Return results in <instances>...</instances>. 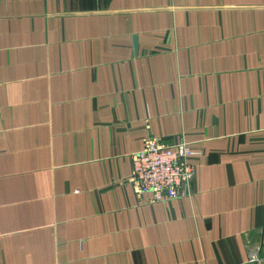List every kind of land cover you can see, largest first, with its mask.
Returning a JSON list of instances; mask_svg holds the SVG:
<instances>
[{
  "label": "crops",
  "instance_id": "crops-1",
  "mask_svg": "<svg viewBox=\"0 0 264 264\" xmlns=\"http://www.w3.org/2000/svg\"><path fill=\"white\" fill-rule=\"evenodd\" d=\"M0 264H264V0H0Z\"/></svg>",
  "mask_w": 264,
  "mask_h": 264
},
{
  "label": "built area",
  "instance_id": "built-area-1",
  "mask_svg": "<svg viewBox=\"0 0 264 264\" xmlns=\"http://www.w3.org/2000/svg\"><path fill=\"white\" fill-rule=\"evenodd\" d=\"M189 143L180 137L173 145H161L149 137L144 148L132 156L130 181L139 196L151 195V202L160 203L191 195L196 168ZM260 247H255L250 262H258Z\"/></svg>",
  "mask_w": 264,
  "mask_h": 264
},
{
  "label": "water",
  "instance_id": "water-1",
  "mask_svg": "<svg viewBox=\"0 0 264 264\" xmlns=\"http://www.w3.org/2000/svg\"><path fill=\"white\" fill-rule=\"evenodd\" d=\"M136 48V47H135Z\"/></svg>",
  "mask_w": 264,
  "mask_h": 264
}]
</instances>
